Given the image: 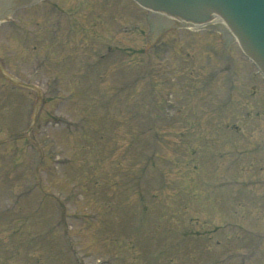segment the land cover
<instances>
[{
  "label": "rangeland",
  "instance_id": "374dc122",
  "mask_svg": "<svg viewBox=\"0 0 264 264\" xmlns=\"http://www.w3.org/2000/svg\"><path fill=\"white\" fill-rule=\"evenodd\" d=\"M218 24L151 31L128 0L0 22L41 92L32 116L0 74V264H264V83Z\"/></svg>",
  "mask_w": 264,
  "mask_h": 264
},
{
  "label": "water",
  "instance_id": "95a60500",
  "mask_svg": "<svg viewBox=\"0 0 264 264\" xmlns=\"http://www.w3.org/2000/svg\"><path fill=\"white\" fill-rule=\"evenodd\" d=\"M33 0H0L1 15L18 5ZM141 5L171 15L184 23H202L213 14L220 16L237 38L245 54L259 67L264 75V0H136ZM6 75L18 85L24 82L9 74L0 65V74ZM4 75V76H5ZM37 87V86H36ZM29 88H33L30 86ZM36 102L32 109L35 116L41 101L37 87Z\"/></svg>",
  "mask_w": 264,
  "mask_h": 264
}]
</instances>
